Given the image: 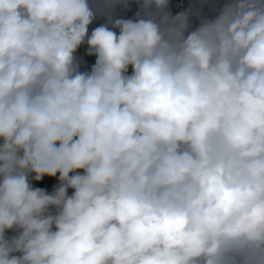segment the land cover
I'll use <instances>...</instances> for the list:
<instances>
[{
	"label": "clouds",
	"instance_id": "obj_1",
	"mask_svg": "<svg viewBox=\"0 0 264 264\" xmlns=\"http://www.w3.org/2000/svg\"><path fill=\"white\" fill-rule=\"evenodd\" d=\"M204 3L0 0V264H264V0Z\"/></svg>",
	"mask_w": 264,
	"mask_h": 264
},
{
	"label": "trees",
	"instance_id": "obj_2",
	"mask_svg": "<svg viewBox=\"0 0 264 264\" xmlns=\"http://www.w3.org/2000/svg\"><path fill=\"white\" fill-rule=\"evenodd\" d=\"M211 4H213V6L215 5L216 7L219 6V0H211ZM205 3L203 4L202 9L204 8ZM137 5L136 4H132V8H133V15L135 14V12L137 11ZM190 7L193 8H200L201 7V0H171V10L173 12V14L184 10V9H188ZM119 16H122L124 18H127L125 16V11H122L120 13H117ZM193 24H196L195 19H193ZM105 19L104 17H98L92 25L89 26V32H91V30L97 26H99L100 24L104 23ZM86 49H87V45H83L81 46V48L78 50L77 52V56L79 57V59L82 61L81 65L87 66V67H91V65L95 62V57L94 56H88L86 54ZM58 182V178L57 177H44L42 181L40 182H35L33 181V186L34 187H41V188H45L47 190H53V188L55 187V185ZM72 189H69V194L72 193ZM6 235L8 236H12L14 235L13 232L9 231L8 233H6Z\"/></svg>",
	"mask_w": 264,
	"mask_h": 264
},
{
	"label": "rangeland",
	"instance_id": "obj_3",
	"mask_svg": "<svg viewBox=\"0 0 264 264\" xmlns=\"http://www.w3.org/2000/svg\"><path fill=\"white\" fill-rule=\"evenodd\" d=\"M136 7H137V6H136ZM116 11H117V13H120V12H122V11H124V10H122V9H117ZM132 11H133V8L131 7V10H130V11H125V16H126L127 18L132 17V16H133ZM202 11H203L204 14H206V15H208V16H212V15H214V12H213V4H211V0H207V3H205L204 8L202 9ZM193 22H194V21H193ZM88 69H90V67H87V66L81 65V70H88ZM48 192L51 193V190H48Z\"/></svg>",
	"mask_w": 264,
	"mask_h": 264
}]
</instances>
